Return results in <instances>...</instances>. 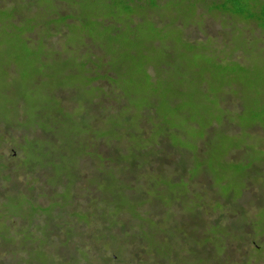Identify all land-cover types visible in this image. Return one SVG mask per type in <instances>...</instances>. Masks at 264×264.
<instances>
[{"label":"trees","instance_id":"16d2710c","mask_svg":"<svg viewBox=\"0 0 264 264\" xmlns=\"http://www.w3.org/2000/svg\"><path fill=\"white\" fill-rule=\"evenodd\" d=\"M0 31L65 79L4 125L0 264H262L264 0H0Z\"/></svg>","mask_w":264,"mask_h":264},{"label":"rangeland","instance_id":"374dc122","mask_svg":"<svg viewBox=\"0 0 264 264\" xmlns=\"http://www.w3.org/2000/svg\"><path fill=\"white\" fill-rule=\"evenodd\" d=\"M205 19L209 22V32H212L214 29L215 31L220 29L221 26L219 22L210 17H205ZM64 32H67V29H64ZM55 39L56 38H53V40ZM23 41L24 40L19 36L10 38L0 31V43L5 46L3 48L0 47V136L5 137L7 142L9 140L8 143H1L0 152H3L2 156H5L7 159L9 155L11 157V154H13L12 145L14 140L12 138L15 136L19 137V133L14 130H6L4 125L8 124L13 126L18 124L19 114L30 115V113L36 110V100L39 94L44 96V98L48 95L51 82L59 86L65 80L61 72L58 70L56 71L55 64L51 62L50 57L44 54L41 55L38 49L34 48L32 50L30 43L25 42V44ZM38 47L40 48V45ZM58 50H60L58 57H66V52H64V50L62 51V49H57L53 56H55ZM229 52L230 50H226L223 53V57L225 58ZM231 55L232 53L229 54V57ZM241 55V53H235L233 57L235 59H242L243 56ZM193 60L194 58L192 56H189L187 59V61L190 62ZM253 63H255V61H253ZM257 63L261 65L251 72L253 73L252 75L247 76L250 80L254 74H264V62L259 61ZM231 67L232 70H235L238 68V64L232 65ZM250 67L251 66H249L248 69ZM250 84L252 86L255 85V83L251 81ZM260 85L262 86L261 89H263L264 81ZM164 94L166 97L164 102L171 99L168 86ZM254 97L255 95H251L249 99L252 100ZM19 102H21V105L17 106ZM253 103L257 104L255 101H253ZM259 105H264V102L262 101ZM237 106L238 105L232 107ZM217 117L218 115H216V118ZM241 118H243V116ZM1 122L3 124H1ZM25 126L30 127L31 125L28 123ZM231 128L237 130L235 125L231 126ZM199 132L197 136H199ZM192 135H194V133L191 130L189 131V136ZM17 142L18 141H16V143ZM250 143H254V141L251 140ZM255 145L259 146L260 141H255ZM236 153L238 152L234 151L233 154L228 155L227 160L234 161L239 159L240 156ZM256 236L260 237L259 234ZM245 249L246 248H242L236 255H243V250ZM262 264H264V259L262 260Z\"/></svg>","mask_w":264,"mask_h":264}]
</instances>
